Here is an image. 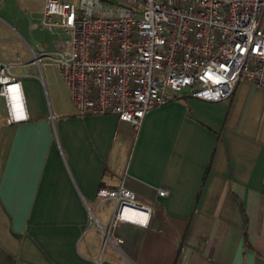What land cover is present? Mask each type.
<instances>
[{
	"label": "crops",
	"instance_id": "obj_1",
	"mask_svg": "<svg viewBox=\"0 0 264 264\" xmlns=\"http://www.w3.org/2000/svg\"><path fill=\"white\" fill-rule=\"evenodd\" d=\"M26 64L13 67L26 118L7 123L0 101V264H264V125L250 106L264 91L176 95L135 130L50 99ZM120 184L152 207L147 227L114 222L115 201L97 196Z\"/></svg>",
	"mask_w": 264,
	"mask_h": 264
},
{
	"label": "built area",
	"instance_id": "obj_2",
	"mask_svg": "<svg viewBox=\"0 0 264 264\" xmlns=\"http://www.w3.org/2000/svg\"><path fill=\"white\" fill-rule=\"evenodd\" d=\"M40 21L61 46L31 63H54L78 115L114 114L138 130L176 95L217 102L241 80L264 91V0H43ZM16 64L0 61L7 123L27 116ZM97 196L115 201L114 222L149 225L152 207L122 184Z\"/></svg>",
	"mask_w": 264,
	"mask_h": 264
},
{
	"label": "rangeland",
	"instance_id": "obj_3",
	"mask_svg": "<svg viewBox=\"0 0 264 264\" xmlns=\"http://www.w3.org/2000/svg\"><path fill=\"white\" fill-rule=\"evenodd\" d=\"M42 3L43 0H4L1 3L3 20H0V60L12 62L16 61V56H19L22 63H27L22 69L30 75L43 79L45 88L48 85L50 99L53 93L64 105L65 98H69V94L54 63L50 59H43L39 65L31 63L32 52L36 55L41 52L52 53L60 48L59 42L62 39L60 30L41 25ZM263 98V93L256 91L252 96L250 106L251 111H255L256 116L264 125ZM46 99L49 104L47 90Z\"/></svg>",
	"mask_w": 264,
	"mask_h": 264
}]
</instances>
